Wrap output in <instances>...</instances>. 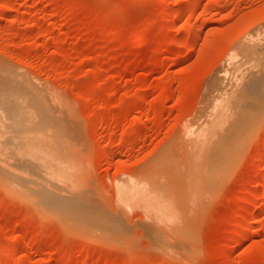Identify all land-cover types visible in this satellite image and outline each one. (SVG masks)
Returning <instances> with one entry per match:
<instances>
[{"label": "rangeland", "instance_id": "1", "mask_svg": "<svg viewBox=\"0 0 264 264\" xmlns=\"http://www.w3.org/2000/svg\"><path fill=\"white\" fill-rule=\"evenodd\" d=\"M246 35L264 44V0H0V137L45 127L92 218L0 182V264H264V103L234 160L188 138Z\"/></svg>", "mask_w": 264, "mask_h": 264}, {"label": "bare ground", "instance_id": "2", "mask_svg": "<svg viewBox=\"0 0 264 264\" xmlns=\"http://www.w3.org/2000/svg\"><path fill=\"white\" fill-rule=\"evenodd\" d=\"M246 36L247 37L245 38L249 37L248 35ZM253 38H248L249 40L247 39L248 41L246 43H244V40L242 39L243 44L238 49L236 48V52L233 51V53L235 54H232L235 57L238 56L239 58L237 63L235 62V66L233 65V70L230 68L233 71V79H235L233 80L234 82L231 81L232 84L230 87L222 86V90H219V94L215 93L216 96L212 101V105L210 104L211 106H209V108L208 106L206 107L208 110L205 113L204 120L198 124L197 128L195 127L194 133L191 132L192 134L190 133V136H188V138H192L191 135L194 134V138L192 139L196 142L195 146L197 147L196 149L199 156L201 155L202 150L205 149L206 151H208L211 146L213 147L211 156V159L213 160L212 163H214V161H218V163L222 164L227 159H233L229 157H231V155H233L236 150H239L237 148L239 144L242 143V140L244 141L243 138H247V136L244 137L245 133L248 132L251 127H253L252 125L255 118L257 119L259 117H256V115H259L257 113L260 111V109H262L264 103V69L261 70L262 68H264V66L262 67V65H264V44L257 42L259 37H257V39L255 38V41L253 40ZM261 42L263 43V41ZM233 50H235V48ZM260 65L262 67H260V71H262L263 73L259 72V75L260 73L262 75L257 78L253 76V70H255L256 66ZM257 71H259V69ZM227 72L229 73L228 70ZM228 78L230 79V77ZM227 81L230 80H226V82ZM196 121H198V119H196ZM193 126L194 124L192 125L191 129L193 128ZM252 130L254 131V127ZM44 131L45 127H41L38 130L31 131L33 132L31 134L18 138L9 139L0 137V182L6 188L13 190L21 198L29 201L33 206H36L40 212L49 216H53L54 218L60 220V222H62L63 224L72 226V228L74 227L76 229H81L86 226V224H88L89 221L92 220V218H90V216L85 213L84 208L81 204V198L79 199L78 197H68L66 195H63L64 193H61L62 191H65L68 186H64L65 188H61V190H64L60 192L57 182L61 178L65 179V168H63V165H61V160H59V157L57 156L54 149L56 143L55 139L53 137L51 138L49 136H46L45 134H42ZM248 134L249 133H247V135ZM243 143L244 145L246 144L245 141ZM205 147L208 148L206 149ZM242 148L240 147V149ZM206 151L203 154H207ZM192 153L194 152H191V154ZM203 154L201 156H203ZM183 155L185 157V154ZM205 156L206 155L203 156V159L205 158ZM200 158L201 160H203L202 157ZM200 158L198 159L200 160ZM206 159L207 162H205V164L207 165L209 161L207 156L204 160ZM233 160L230 161L232 162ZM190 163L191 161L189 162V164ZM197 163L193 165H196V168L199 167L202 173V168L204 169L205 164L202 161L201 168V165H197ZM196 168L194 167V169ZM211 168L213 169V167ZM205 169L208 170L206 167ZM205 169L203 171H206ZM221 169L222 168H220L219 170ZM192 170L193 167L191 168V171ZM219 172L217 173L219 174ZM209 174L211 173L209 172ZM195 175L197 176L198 174L195 173ZM195 175H192V177L196 178ZM188 177L189 176H187V180L189 179ZM69 179H71V177ZM189 184L187 183V185ZM190 185H192V183ZM169 201L170 199L168 198L167 201L162 200L160 206L166 209V207L170 205V203L168 204ZM98 217L101 218L102 215L97 216V218Z\"/></svg>", "mask_w": 264, "mask_h": 264}]
</instances>
